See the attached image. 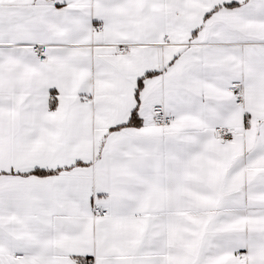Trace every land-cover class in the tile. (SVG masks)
Here are the masks:
<instances>
[{
    "label": "snow or ice",
    "instance_id": "obj_1",
    "mask_svg": "<svg viewBox=\"0 0 264 264\" xmlns=\"http://www.w3.org/2000/svg\"><path fill=\"white\" fill-rule=\"evenodd\" d=\"M0 264H264V0H0Z\"/></svg>",
    "mask_w": 264,
    "mask_h": 264
}]
</instances>
